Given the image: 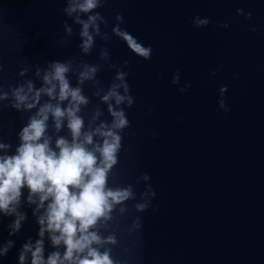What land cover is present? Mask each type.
Listing matches in <instances>:
<instances>
[{"label": "water", "instance_id": "95a60500", "mask_svg": "<svg viewBox=\"0 0 264 264\" xmlns=\"http://www.w3.org/2000/svg\"><path fill=\"white\" fill-rule=\"evenodd\" d=\"M67 6L68 0H0V94L9 96L0 100V142L12 146L0 155L14 154L17 134L39 107L12 108V89L23 85L27 92L29 81L34 91L44 87L53 62L68 64L71 86L89 100L78 113L86 129L111 123L102 97L118 71L129 73L135 103L119 106L131 126L121 133L114 174L118 183L133 184L137 197L117 206L100 229L118 241L104 249L119 264H264V0H107L97 9L107 24L100 23L98 35L90 29L88 52L77 14L69 17ZM118 14L121 29L151 46V60L135 55L113 32ZM196 16L209 25L195 27ZM86 66L96 67L95 76L79 83ZM225 86L228 112L219 107ZM45 102L58 100L42 95ZM48 123L53 148L61 136L71 140L66 120L59 132L51 117ZM145 173L150 180L140 179ZM148 185L155 196H141ZM28 196L25 188L16 212L0 211V264H21L22 253L23 264H31L32 251L24 245L34 251L38 240L45 261L66 250L53 246L51 233L40 236L47 202L38 208L39 198L30 204ZM137 203L148 206L141 211ZM18 214L25 218L17 230Z\"/></svg>", "mask_w": 264, "mask_h": 264}, {"label": "clouds", "instance_id": "9594fccd", "mask_svg": "<svg viewBox=\"0 0 264 264\" xmlns=\"http://www.w3.org/2000/svg\"><path fill=\"white\" fill-rule=\"evenodd\" d=\"M106 2L107 0H68V6L64 9L69 17L77 14L75 23L81 25L80 35L84 38L81 47L85 52L93 45L94 38L90 29H94L98 35L100 23L107 24L105 17L97 11ZM242 11L237 10L238 13ZM80 14L86 15L87 19L81 18ZM251 16L252 13L249 12L248 17ZM116 21L113 32L125 41L130 51L144 60H151V46H144L126 29L120 28V24L124 22L123 15L118 14ZM192 23L198 28L206 27L210 20L196 16ZM251 30L256 31L255 28ZM67 31L71 33L72 29L68 28ZM128 66L129 62L125 61L124 67ZM86 69L81 72L79 83H83L84 79L94 78L96 67L86 66ZM69 71L68 64L53 62L51 71L43 77L44 87L34 91V85L29 81L27 92L23 85L12 89V108L21 111L39 107L17 134L19 144L14 154L0 155V211L5 214L16 212L14 206L19 205L25 188L29 190L30 204L36 203L35 197L39 198L38 208H44L47 202L45 214L38 220L41 225L39 234L43 237L45 231L51 233L53 246L63 244L66 250L63 257L59 252H53L45 261L42 240L36 242L34 251L31 244H25L24 251H32L31 264H119L114 260L111 249H104L106 244H117L116 235L104 236L100 229L107 227L109 221L113 220V212L117 206L126 207V202L136 200L137 197L134 185L118 183L117 175L114 174L123 148L121 133L131 126L127 113L119 106L126 104L127 108H131L135 103L126 80L129 73L118 71L115 81L102 97L108 103L111 123L104 121L94 128L86 129L85 119L78 113L81 105L86 106L89 100L82 94L80 87L71 86L66 75ZM179 80L177 73L172 83L177 84ZM33 91L34 95L30 96ZM180 91H185V88H180ZM227 91L226 86L219 89V107L225 112L230 111L224 99ZM42 95L58 102H45L41 105ZM7 99V92L0 94V100ZM113 100L114 104L111 102ZM65 101H68L67 107H62ZM99 115L97 112L96 116ZM50 117L57 132L65 126L66 120V127L71 134V140L62 136L57 138L55 148L48 135ZM11 147V144L0 142L2 150H10ZM140 179L147 181L151 177L145 173ZM149 194L156 195L151 185L147 186L141 196ZM147 206L146 203L135 205L141 211ZM18 215L19 218L14 223L17 230L20 221L25 218ZM7 250L5 248L4 252ZM24 260L25 255L22 253L21 264Z\"/></svg>", "mask_w": 264, "mask_h": 264}]
</instances>
